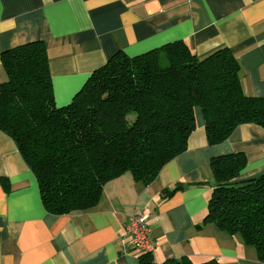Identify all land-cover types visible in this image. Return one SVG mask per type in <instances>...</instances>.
I'll use <instances>...</instances> for the list:
<instances>
[{
  "label": "crops",
  "instance_id": "obj_1",
  "mask_svg": "<svg viewBox=\"0 0 264 264\" xmlns=\"http://www.w3.org/2000/svg\"><path fill=\"white\" fill-rule=\"evenodd\" d=\"M34 41L46 47L58 107L117 52L135 57L176 41L199 58L229 49L243 94L264 98V0H0V58ZM195 123L186 150L151 184L124 173L104 185L95 207L65 215L44 210L34 175L0 131V264H140L125 233L140 212L149 216L156 263L187 257L195 264H264L239 235L203 224L214 186L210 159L243 153L237 180L264 174V130L241 125L210 146L199 107Z\"/></svg>",
  "mask_w": 264,
  "mask_h": 264
},
{
  "label": "trees",
  "instance_id": "obj_2",
  "mask_svg": "<svg viewBox=\"0 0 264 264\" xmlns=\"http://www.w3.org/2000/svg\"><path fill=\"white\" fill-rule=\"evenodd\" d=\"M48 63L42 41L1 53L0 131L15 143L51 215L95 207L104 185L124 173L151 184L186 150L197 107L210 146L224 143L241 125L264 130V98L243 94L239 64L227 48L203 58L182 41L135 57L117 52L61 107L54 102ZM245 164L243 153L210 159L214 186L203 224L239 235L264 263V174L238 181ZM139 259L195 264L187 257Z\"/></svg>",
  "mask_w": 264,
  "mask_h": 264
},
{
  "label": "built area",
  "instance_id": "obj_3",
  "mask_svg": "<svg viewBox=\"0 0 264 264\" xmlns=\"http://www.w3.org/2000/svg\"><path fill=\"white\" fill-rule=\"evenodd\" d=\"M149 216L146 212L131 215L125 226V233L130 238L133 250L141 255H151L155 249L150 239Z\"/></svg>",
  "mask_w": 264,
  "mask_h": 264
}]
</instances>
